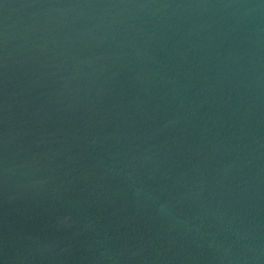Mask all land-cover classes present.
<instances>
[{"label": "water", "instance_id": "1", "mask_svg": "<svg viewBox=\"0 0 264 264\" xmlns=\"http://www.w3.org/2000/svg\"><path fill=\"white\" fill-rule=\"evenodd\" d=\"M0 264H264V0H0Z\"/></svg>", "mask_w": 264, "mask_h": 264}]
</instances>
